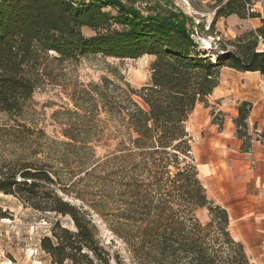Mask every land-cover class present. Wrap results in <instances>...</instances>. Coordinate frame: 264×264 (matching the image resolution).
I'll use <instances>...</instances> for the list:
<instances>
[{
  "label": "trees",
  "instance_id": "trees-1",
  "mask_svg": "<svg viewBox=\"0 0 264 264\" xmlns=\"http://www.w3.org/2000/svg\"><path fill=\"white\" fill-rule=\"evenodd\" d=\"M211 1L214 14L208 29L215 19L231 14L260 22L234 41L232 51L212 61L207 51H196L195 34L202 23H195L173 0H155L146 14L123 0H0V111L10 116L20 115L30 100L48 51L59 59L89 53L156 56L151 82L129 89L147 109L129 95L126 103L120 97L113 110L127 130L116 137L113 151L86 170L88 175L96 173L103 187L94 206L125 245L129 263L119 250L112 255L103 247L88 221L58 197L48 165L19 161L0 171L1 192L34 209L71 216L74 230L55 221L51 234L40 239L53 263L249 264L242 243L230 233L227 211L207 197L198 177L185 121L219 84L223 62L237 71L264 75V15L254 10L252 0ZM84 26L96 32L86 36ZM107 81L103 79V87ZM104 90L98 93L107 101ZM249 110L248 102H240L234 118L245 150L253 136L246 123ZM260 135L264 137V128ZM68 138L92 149L86 145L92 140ZM41 184L52 187L44 191ZM200 208L208 211L205 222L196 215Z\"/></svg>",
  "mask_w": 264,
  "mask_h": 264
},
{
  "label": "rangeland",
  "instance_id": "rangeland-1",
  "mask_svg": "<svg viewBox=\"0 0 264 264\" xmlns=\"http://www.w3.org/2000/svg\"><path fill=\"white\" fill-rule=\"evenodd\" d=\"M123 1L133 3L144 14L154 9L155 0ZM173 2L192 16L195 23H202V28H197L198 33L195 34L198 41L196 51H207L210 61L216 55L232 51L233 43L238 37L260 24L257 17L239 18L231 14L215 19L213 26L208 29L214 14L213 8L208 4L212 3L211 0ZM252 2L254 10L264 15L263 1ZM104 10L112 11L110 7ZM81 31L86 36L96 32L86 26ZM261 47L262 43L258 42L257 48ZM57 57V53L53 51H48L43 57L39 83L20 115L10 116L0 111V171L14 167L19 161L48 165L50 168H47L55 176L53 187L56 188L58 197L74 207L79 219L88 221L103 247L112 255L115 250H119L129 263L125 245L94 206V201L102 196L103 187L96 180V173L89 172L88 175L86 170L98 158L113 151L116 137L127 130L120 126L113 110L118 99L121 97L126 103L129 95L147 109L142 99L130 93L129 89H139L151 82L156 56L143 54L136 58H118L102 53H89L67 59ZM226 64L227 62H223L221 65L219 80L223 73V80L234 81L232 73H235V69ZM104 78L108 80L105 87ZM101 88H105L107 101L98 93ZM185 126L189 127L186 121ZM70 135L77 139L92 140L86 144L92 149L79 142H72L68 138ZM98 138L99 141L94 142ZM57 181L60 184L55 183ZM72 182L73 185H70ZM41 185H44L41 187L44 191L52 187L48 184ZM196 215L202 222L208 219L206 208L198 209ZM55 221L69 230L75 229L69 214L34 209L21 198L0 191V229L7 259L5 261H11V264H56L40 247V239L51 234ZM247 258L249 264H254L248 255ZM63 264L71 263L66 260Z\"/></svg>",
  "mask_w": 264,
  "mask_h": 264
},
{
  "label": "crops",
  "instance_id": "crops-1",
  "mask_svg": "<svg viewBox=\"0 0 264 264\" xmlns=\"http://www.w3.org/2000/svg\"><path fill=\"white\" fill-rule=\"evenodd\" d=\"M234 71V81L223 80L221 73L206 103L195 104L186 129L207 197L227 211L230 233L251 262L264 264V145L252 141L245 150L234 123L239 103L246 101L247 126L264 128V75ZM216 109L219 112L212 115Z\"/></svg>",
  "mask_w": 264,
  "mask_h": 264
},
{
  "label": "built area",
  "instance_id": "built-area-1",
  "mask_svg": "<svg viewBox=\"0 0 264 264\" xmlns=\"http://www.w3.org/2000/svg\"><path fill=\"white\" fill-rule=\"evenodd\" d=\"M218 112H219V110L216 109V111H214L213 115L217 114ZM248 129H249V132L252 133V135H253L251 142L257 141V142L264 145V137H262L260 135L261 128H259L256 125H252L251 127H248ZM254 162H255L254 160L251 161L252 166L254 165ZM5 260H7V259H6V255L4 253L3 246H2V229H0V264H11V261H5Z\"/></svg>",
  "mask_w": 264,
  "mask_h": 264
}]
</instances>
